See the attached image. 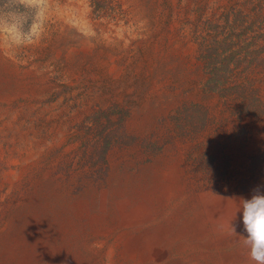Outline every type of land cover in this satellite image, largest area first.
I'll list each match as a JSON object with an SVG mask.
<instances>
[{
	"label": "rangeland",
	"instance_id": "rangeland-1",
	"mask_svg": "<svg viewBox=\"0 0 264 264\" xmlns=\"http://www.w3.org/2000/svg\"><path fill=\"white\" fill-rule=\"evenodd\" d=\"M255 190L264 0H0V264H254Z\"/></svg>",
	"mask_w": 264,
	"mask_h": 264
},
{
	"label": "clouds",
	"instance_id": "clouds-1",
	"mask_svg": "<svg viewBox=\"0 0 264 264\" xmlns=\"http://www.w3.org/2000/svg\"><path fill=\"white\" fill-rule=\"evenodd\" d=\"M242 222L246 236L242 237L243 246L254 264H264V193L255 190L251 199H241ZM230 231L236 234L233 224ZM237 235V234H236Z\"/></svg>",
	"mask_w": 264,
	"mask_h": 264
},
{
	"label": "bare ground",
	"instance_id": "bare-ground-1",
	"mask_svg": "<svg viewBox=\"0 0 264 264\" xmlns=\"http://www.w3.org/2000/svg\"><path fill=\"white\" fill-rule=\"evenodd\" d=\"M199 201V200H198ZM145 208H147V207H145ZM201 208V207H200ZM81 209V208H80ZM142 211H145V209H142ZM146 211H147V209H146ZM134 214V213H133ZM132 215V214H131ZM191 218V217H190ZM125 222V221H124ZM206 222V221H205ZM208 223V222H207ZM150 240V239H149Z\"/></svg>",
	"mask_w": 264,
	"mask_h": 264
}]
</instances>
